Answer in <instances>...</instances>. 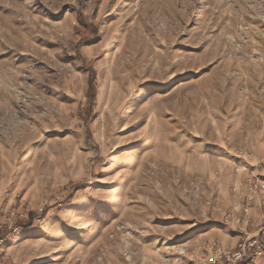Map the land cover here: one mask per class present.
Returning a JSON list of instances; mask_svg holds the SVG:
<instances>
[{
  "label": "rangeland",
  "instance_id": "obj_1",
  "mask_svg": "<svg viewBox=\"0 0 264 264\" xmlns=\"http://www.w3.org/2000/svg\"><path fill=\"white\" fill-rule=\"evenodd\" d=\"M250 174L264 0H0V264H200Z\"/></svg>",
  "mask_w": 264,
  "mask_h": 264
},
{
  "label": "built area",
  "instance_id": "obj_2",
  "mask_svg": "<svg viewBox=\"0 0 264 264\" xmlns=\"http://www.w3.org/2000/svg\"><path fill=\"white\" fill-rule=\"evenodd\" d=\"M236 170L238 171L239 167ZM240 188L244 190V195L239 205V214L233 217L230 214L226 220L231 224L232 217L231 227L242 231V236L231 248L223 247L215 242L203 246L198 256L200 264H239L264 255V179L250 174L238 186L233 187V191H239ZM253 204L263 208L256 219H251L249 216ZM1 232L2 225L0 224V247L5 242V237L1 235Z\"/></svg>",
  "mask_w": 264,
  "mask_h": 264
},
{
  "label": "crops",
  "instance_id": "obj_3",
  "mask_svg": "<svg viewBox=\"0 0 264 264\" xmlns=\"http://www.w3.org/2000/svg\"><path fill=\"white\" fill-rule=\"evenodd\" d=\"M264 179V175L261 176ZM239 198L238 196L234 197V202H238ZM263 208L257 204H253L249 211V216L251 219H256L258 215L260 214L261 210ZM244 228V225H243ZM214 231H212L211 236L212 238L216 239V242H218L221 246L226 248L234 247L239 238L242 236V231L240 230H229L227 228L222 227H215L213 228ZM239 264H264V255L259 256L253 260H245Z\"/></svg>",
  "mask_w": 264,
  "mask_h": 264
},
{
  "label": "trees",
  "instance_id": "obj_4",
  "mask_svg": "<svg viewBox=\"0 0 264 264\" xmlns=\"http://www.w3.org/2000/svg\"><path fill=\"white\" fill-rule=\"evenodd\" d=\"M92 78H90V82H89V89L90 90H92V93L94 94V86H93V84H92ZM31 222L29 221V224H30ZM31 225V224H30Z\"/></svg>",
  "mask_w": 264,
  "mask_h": 264
}]
</instances>
